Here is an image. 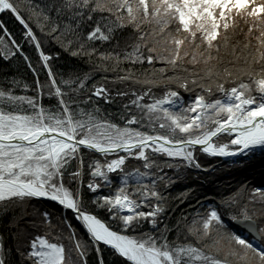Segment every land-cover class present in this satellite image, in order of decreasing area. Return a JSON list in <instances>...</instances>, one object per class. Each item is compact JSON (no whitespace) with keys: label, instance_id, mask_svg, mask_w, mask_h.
<instances>
[{"label":"snow or ice","instance_id":"snow-or-ice-1","mask_svg":"<svg viewBox=\"0 0 264 264\" xmlns=\"http://www.w3.org/2000/svg\"><path fill=\"white\" fill-rule=\"evenodd\" d=\"M6 13L23 27L25 44L0 22V59L22 60L33 78L0 80V215L52 201L89 238L66 217L53 226L52 213L41 212L31 227L47 231L26 251L16 248L23 264H90L92 254L95 264H264V189L247 202H209L191 221L182 217L183 228L164 223L160 190L171 183L164 167L201 168L198 151L264 154V0H48L29 4L27 18L17 0H0ZM33 22L72 57L123 71L116 81L142 89L118 91L128 102L106 113L101 101L115 103L111 90L89 84L87 73L58 71L59 54L45 49ZM241 34L244 49L254 48L246 55ZM131 159L144 170H127ZM10 224L20 245L24 232L15 217ZM174 231L183 235L170 239ZM11 251L0 234V264H13Z\"/></svg>","mask_w":264,"mask_h":264},{"label":"trees","instance_id":"trees-1","mask_svg":"<svg viewBox=\"0 0 264 264\" xmlns=\"http://www.w3.org/2000/svg\"><path fill=\"white\" fill-rule=\"evenodd\" d=\"M47 2L48 0H17L18 7L26 18L28 16L29 4L43 7ZM0 22L12 33L18 43L25 44V39L23 37L24 29L13 15L7 13L0 14ZM31 26L38 35H41L39 28L34 22ZM240 27L246 31V25H244L243 22H241ZM236 38L240 41L242 55L254 51L252 46L248 49H244L243 45L246 41L243 34ZM41 39L47 51L59 54V59L56 61V68L58 71L65 73L66 76L87 73L92 76V80L89 81V84L93 82L103 83L111 90L113 97L116 98L115 103L105 104L101 101V107L106 113H119L121 104L128 102L126 97H116L118 91H140L143 87L141 83L116 81L118 75L124 74L123 71H113L110 67H108V70H105L106 66H100L99 61L95 59L89 61L87 58L72 57L69 53L63 51L55 42H50L46 36L41 35ZM255 44L256 41L253 39L252 45L254 46ZM25 47L28 54L35 58L36 53L33 48L30 45H25ZM129 67L130 66L127 64H122L120 69L127 70ZM156 67L159 68L161 65L157 64ZM132 71L135 73L136 79L140 81L145 79L144 76L140 75L137 69H132ZM168 74H171V72ZM14 75H19V77L26 79L28 82H31L33 78L31 72L27 70L22 60L10 64L0 59V80L5 76L11 77ZM41 77H43V72L41 73ZM105 77L107 79H105ZM171 86L173 88L175 87L174 84ZM197 91H199V89H197ZM156 94L161 95L162 93L156 91ZM186 95L187 94H185V96ZM196 156L201 164L200 169L183 166L174 168L164 167V172L171 177V183L166 188L162 185L160 186V190L167 200L164 223H167L169 227H174L180 222L183 228L184 222L182 221V217L187 216L188 220L191 221V219L196 216L197 211L203 214L205 211L204 206H207L209 202L219 205L226 198L236 195L241 197L242 202H247L251 199V194L256 189H264V154L260 151L256 152L254 155L242 156L238 158L237 161H226L217 157H209L199 151L196 153ZM159 163L162 167L164 166L163 159H161ZM136 168H140L141 171L144 170L141 161L131 159L127 162V170L131 171ZM182 193L187 194V198L183 201L180 199ZM249 206L252 207V205ZM30 208L37 210V212L30 218H27L24 223L18 225L20 230L24 232V238L21 242V244H23V249H21L22 252L29 248L30 240L34 238L35 235L45 233V228L43 227L35 230L31 227L33 220L39 221V213L44 211L52 213L51 223L53 226L56 224L58 218L66 217L82 240L86 241L89 239L82 225L74 219L70 211L63 210L61 206L51 201H32L30 204L24 205L23 207L14 208L7 216L0 215V234L5 237L8 247L12 249L10 258L13 260V264H23L24 258L16 251V248L21 246L17 244L15 229L11 228L10 221L13 217H15L17 221L24 219L23 213L26 215V211L24 210ZM255 208L257 212H259V204L255 205ZM33 210H31V212ZM225 219L227 220V217H225ZM64 235L65 237L67 236V230H65ZM178 235H183V233L174 231L170 234L169 238L174 239ZM64 241L67 244L69 243L67 239ZM211 251L214 252V249ZM95 259V254H92L90 257V264H95ZM105 259L111 262L115 258L106 252Z\"/></svg>","mask_w":264,"mask_h":264},{"label":"rangeland","instance_id":"rangeland-1","mask_svg":"<svg viewBox=\"0 0 264 264\" xmlns=\"http://www.w3.org/2000/svg\"><path fill=\"white\" fill-rule=\"evenodd\" d=\"M225 142H226V140H225ZM160 162V160L158 161V163ZM31 210H33V208H30V209H26V210H24V211H26V215H24V213H23V218L24 219H21V220H19L18 221V225L19 224H21V223H24L25 222V220L27 219V218H30L33 214H35L36 212H37V210H33L32 212H31ZM31 212V213H30ZM55 226V225H54ZM47 231V229H45V232ZM40 235H44V233H42V234H40ZM50 236L52 237V238H54L55 236H56V231L55 230H53L51 233H50ZM66 245H67V243L65 242V241H63ZM22 245L23 244H20L19 246H21L20 248L21 249H23L22 248ZM25 249H26V246H25Z\"/></svg>","mask_w":264,"mask_h":264},{"label":"bare ground","instance_id":"bare-ground-1","mask_svg":"<svg viewBox=\"0 0 264 264\" xmlns=\"http://www.w3.org/2000/svg\"><path fill=\"white\" fill-rule=\"evenodd\" d=\"M240 156V155H239ZM239 156H235V157H225V158H228V159H236V158H238Z\"/></svg>","mask_w":264,"mask_h":264}]
</instances>
